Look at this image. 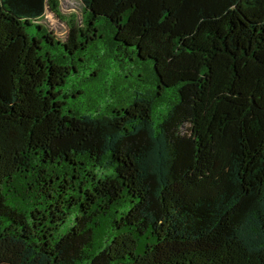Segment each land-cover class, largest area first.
<instances>
[{"label": "trees", "instance_id": "obj_1", "mask_svg": "<svg viewBox=\"0 0 264 264\" xmlns=\"http://www.w3.org/2000/svg\"><path fill=\"white\" fill-rule=\"evenodd\" d=\"M79 1L0 0V264H264V0Z\"/></svg>", "mask_w": 264, "mask_h": 264}, {"label": "rangeland", "instance_id": "obj_2", "mask_svg": "<svg viewBox=\"0 0 264 264\" xmlns=\"http://www.w3.org/2000/svg\"><path fill=\"white\" fill-rule=\"evenodd\" d=\"M81 8L82 3L79 0H59V16L54 14L50 9H46L44 16L40 18L39 22L43 23L49 30L53 31L56 37L62 40L65 38L66 32L68 30L66 23L69 15L74 13L76 18L80 19ZM101 93L102 90H99L98 92L91 91L88 93L89 95L87 97H85L86 95H83L78 100L73 99L69 101L68 105L72 109L82 111L89 107L93 108L97 104L102 106L104 97ZM118 94L123 93L117 92L116 95L118 96Z\"/></svg>", "mask_w": 264, "mask_h": 264}]
</instances>
